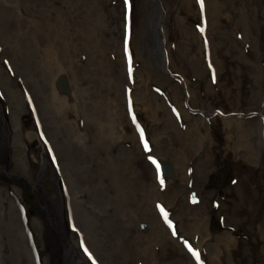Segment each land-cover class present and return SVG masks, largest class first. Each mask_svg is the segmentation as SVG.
<instances>
[{"label": "rangeland", "instance_id": "1", "mask_svg": "<svg viewBox=\"0 0 264 264\" xmlns=\"http://www.w3.org/2000/svg\"><path fill=\"white\" fill-rule=\"evenodd\" d=\"M146 1L147 4L152 3L154 17H157L159 7L155 0H127L126 7L122 0H0V127L3 129L4 153L8 161L3 171L0 166V176L20 188V201L31 216L43 220L46 215L50 217L54 210L53 205L49 207L41 202V189L47 200L50 199L57 207L60 204L62 226L68 231V218H71L75 236L72 245L71 232H66L70 247L68 257H71V252L73 254L70 264H76V259L81 256L86 262L80 264H143L146 254L155 258L157 264H162V256L166 260L164 264H190V261L204 264V259L214 264L212 257L215 254L214 242L212 246L209 243L200 244L186 232L180 235L181 248L165 242L164 238L147 235L146 225L141 222L144 218L137 217L128 205L121 206L119 199L113 201L115 197L111 198L113 188L109 177L100 170L102 158L91 149H82L71 143L74 131L80 136L75 137H84L85 143L93 147L97 132L102 129L101 123L111 122L113 130L127 133L125 140L116 145V150L124 162L129 159L133 163L134 173L130 178L148 181L151 178L149 167H152L156 181L164 182L166 177L171 184L167 191L177 190L179 180L174 169L184 164V160L177 158L185 155V161H189L199 137L196 131H186L197 130L195 124L198 121L190 117L199 114L187 109L182 102L185 89L178 79L180 74L193 96L187 101L189 107L206 111L215 109L226 114L234 109V114H244V117L235 116L237 122L233 130H237L242 138L236 146L244 144L247 137L253 160L256 144H264V119L260 115L264 99V9L261 6L255 8L254 0H217L216 9L219 11L216 19L208 23L210 37L206 38L204 8L201 10L198 2L196 5L197 0H193L192 13L187 10L185 0H159L165 45L169 52L167 64L171 71L165 79L160 73L158 76V65H153L145 51L148 36L142 31L148 16L143 7ZM198 7L201 11L199 16ZM239 11L240 16L237 14ZM125 12L129 14L127 19L124 18ZM130 37L136 50V66L132 64L128 46ZM210 41L220 60L217 82L221 86L225 82L230 92L227 96L219 87H216L219 90L215 95L211 94L210 88L206 87L208 74L197 72L188 59L197 52L198 45L206 48L208 55ZM206 61L212 77V65L208 59ZM28 68L36 74L44 71L48 76L44 92L53 113L49 131L58 125L64 133L54 132L51 137L44 128L46 126L36 107L34 93L27 83ZM66 71H70L72 76L68 77ZM69 79H72L74 91H82L87 96V103L66 92ZM134 79L139 82V89L134 91L135 97L131 93ZM180 106L187 113L181 112ZM103 110L108 115L106 119L102 118ZM15 117L25 131L23 140L32 169L30 176L16 163L17 153L12 158L11 119ZM133 130L137 141L131 147L129 136ZM151 130H163L169 135L170 143L162 150V161L151 152ZM207 130L211 132L215 145H211L210 149L217 154L199 169L203 180L209 184L199 194L191 193L189 196H193L192 199L185 202L180 199V222L187 226L193 219V211L187 210L188 204L200 203L199 206L207 211L206 229L216 236L225 228L235 240L231 259L236 264H264V241L258 232L259 217L264 211V172L245 160L230 154L224 156V128L218 113L212 112ZM202 136L206 137L204 133ZM145 141L148 149H145ZM55 145L77 152L65 171L62 169L77 189L75 194L80 200L77 212L87 216L84 212H98L103 208L110 213L112 209L113 224L116 225L121 216L131 218L133 241L124 239L120 244L118 237L124 234L119 235L116 230L113 233L106 227L98 228L97 232L103 239L96 247L102 254L96 252L100 257L94 254L91 238L87 236L89 224L85 227L79 224L75 216L72 219V213L66 210L64 178L60 177L62 170L55 163V159L58 162ZM101 145L98 141L97 147ZM149 156L156 164L148 159ZM38 175L40 179H37ZM17 176L23 179L22 185L14 179ZM95 187L101 189L103 198L92 193ZM107 206L111 209L107 210ZM161 207L168 214V221L175 223L163 201L155 203L160 219L171 225L165 220ZM246 208H250L249 213ZM170 228L169 234L175 238L177 231L174 227ZM185 241L199 253V259L189 251ZM7 243L11 246L6 247ZM12 243L11 238L7 240L0 229V264H14V257L20 254V247L12 246ZM43 243L46 251L51 252L46 238ZM53 251L56 252L54 247ZM40 258L33 234L25 224V261L21 264H41Z\"/></svg>", "mask_w": 264, "mask_h": 264}, {"label": "bare ground", "instance_id": "2", "mask_svg": "<svg viewBox=\"0 0 264 264\" xmlns=\"http://www.w3.org/2000/svg\"><path fill=\"white\" fill-rule=\"evenodd\" d=\"M196 5H197V1ZM255 8L257 6H261L264 9V0H254ZM194 3L193 0H185V6L187 10H191L192 4ZM217 0H204V16L206 17L207 22V29L206 35L207 38L209 35L210 27L208 28V23L212 20L216 19V13L219 11L217 10ZM258 4V5H257ZM160 6V5H159ZM145 12H148L147 20L145 23V27L143 28V34L148 36L146 41V54L149 60L153 63L154 66L158 65L156 68V72H158V76L165 79L167 75L171 74L170 68L167 64L169 60V52L167 51L165 45V30L161 22H157V17H154L153 12V5L152 3H148L147 1L143 5ZM199 11V7L197 10V15H201ZM192 13V10H191ZM151 14V15H150ZM239 16L241 12L237 13ZM203 16V17H204ZM200 25V24H199ZM200 35V34H199ZM210 37V35H209ZM165 45V47H164ZM211 45V47H210ZM129 49L132 53V64L136 66V50L134 48V43L132 37L129 39L128 43ZM166 48V49H165ZM206 48L198 45L197 52L189 56L191 65L197 72L201 71L204 74H208V82L206 83V87L210 88L211 94H216L219 90H216V87H219L221 90L224 91V94L227 96L229 95V88L226 87L225 82L222 83V86L217 81L218 73L220 71L219 62L216 55V50L212 48L211 41ZM206 59L209 60L210 64L213 68L212 77L211 76V68L208 67ZM264 69V67H263ZM162 70V71H161ZM210 71V72H209ZM68 77L72 76L70 71H66ZM160 73V74H159ZM25 77V72L23 73ZM213 76L214 79L213 80ZM178 78L181 80L182 88L185 89V95L183 101L187 106V109L197 110L199 115L197 117H190L191 119H195L198 121L195 124V129L197 130H186L189 132L196 131L198 137L197 146H193L195 152L191 154L189 161H185L186 156L183 155L181 158H177V160H184V164L181 167H176L174 169L175 176H178L177 190L172 189L167 191V188L171 184L169 180L164 177V182L156 181L155 179V172L152 167H149V171L151 174V178L148 181H143L141 179H134L132 180L130 176L134 173V165L129 160L126 159L125 162L121 159L120 155L117 153L116 145L119 144L121 141L125 140L127 133L124 130H113L111 122L108 123H101L102 129L97 132L96 143L92 147L85 143V138L76 135L74 131L71 143L77 146H81L82 149H91L96 155L102 158L103 163L100 170L106 173L109 177L110 186L113 188V195L111 198L115 197L113 201L119 199V203L121 206L128 205L131 210H133L137 217L144 218L141 222H144L146 225V233L147 235H155L157 237L164 238L165 242L174 243L176 246L181 248L180 243V235L182 233L189 234L192 238L195 239V242H199L200 244H207L210 245L214 242L215 247V254L212 257V262L214 264H236L231 259V252L233 247L235 246V240L233 239L232 235L229 232L225 231V228L217 234L216 236L212 235L206 229V221H207V211L204 207H200V203L190 205L188 204L187 210L193 211V219L192 221L186 226L180 222L181 215V201L183 202L186 200H190L193 198L190 197L191 193L199 194L202 189L207 188L209 184L207 181L203 180L202 174L200 172L199 167H201L205 162L209 163L211 158H215L217 152L210 149V146L214 145L213 136L211 132L207 130L208 128V119L215 109L204 110V109H197L195 106L192 108L187 105V101L192 100V94L188 91L186 81L183 79L182 75H178ZM26 79L28 86L32 90L35 96V104L41 113L43 118V122L46 127H44L49 135L52 137L54 132L64 133L63 128L58 125H55L52 131L50 130V122L53 117L51 105L48 99H45V92H44V82H47L48 76L44 71L36 74L33 70L31 71L30 68L27 69ZM72 79H69L68 82V89L66 92L71 93L76 98L80 99L83 103H87V96H84L82 91H74L71 85ZM137 84V85H136ZM134 86H136L135 89ZM139 89V82L137 83L134 79V83L132 84V94L135 97L134 91ZM59 90V89H58ZM262 96L264 98V91L262 92ZM87 98V99H86ZM181 105V104H180ZM181 112H186L185 108L180 106ZM258 111V109H255ZM232 114H226V116L222 117L223 128H224V137L222 143V151L224 156L232 155L233 157H237L242 161L245 160L247 163L254 165L255 167L259 168L264 172V144H256V155L254 156V160L252 159L251 154V144L249 143V139L246 137L244 138V144L240 146H236V143L241 140L242 138L238 136L237 130L235 129V123L237 119V113L234 114V109H230ZM229 113V112H227ZM261 116L264 119V105H262V109L260 111ZM101 116V115H100ZM241 116V115H238ZM102 118H108V115L105 110H103ZM172 118V117H171ZM173 119V118H172ZM174 120V119H173ZM67 130H71L67 128ZM11 131H12V138H11V151L12 158H14L15 153H17L16 163L20 165V169L25 171L27 176H30L32 173V169L28 164V154L26 152V147L24 143V136L25 131L22 130L20 121L17 117L11 119ZM148 131V130H147ZM152 136H149L151 143L153 144V151L155 155L159 157L162 161V150L165 147H168L169 135L165 133L163 130H151ZM199 133V134H198ZM202 133L205 134L206 137L202 136ZM149 134V133H148ZM78 136V137H75ZM75 137V142L73 143V138ZM130 137V145L131 147L135 146L137 141V135L133 130V133L129 136ZM3 135L0 131V166L6 167L8 166V161L6 155L4 153L3 148ZM100 141L102 145L97 147V142ZM24 144V149H23ZM55 154L57 156L59 168L65 171V168L68 166L69 161L76 156L75 150H68L66 147H59L55 145ZM139 151V149H137ZM211 150V152H210ZM43 156V155H42ZM62 170V174L60 177L64 178V201L66 210L72 213L77 219V222L82 224L84 227L85 225L89 224V230L87 236L91 238L90 245L94 254L97 253L101 255L102 253L98 250L96 245L103 239V236L98 234V228H108L113 233L116 232L121 235L118 237L119 243L122 244L124 239H129L131 241L132 237L130 234L131 229V218L127 216H121L122 218L119 220L118 225L113 224V215L112 209L107 206V210H110V213L105 211L103 208H100L98 212H84L87 216L83 215L81 212H77L79 209L80 200L77 199L78 195L75 194L77 191L76 187L74 186L73 180L70 176L65 174ZM209 170L212 168L209 167ZM171 172V171H170ZM53 175L55 173L53 172ZM172 175V173H171ZM204 176V175H203ZM20 185L23 184L22 178H14ZM14 181V180H13ZM14 181V182H16ZM38 183V182H37ZM223 182L221 183V186ZM220 186V187H221ZM20 188L14 184H9L5 181L4 177L0 176V229L2 233L5 235L7 240H12V246L17 245L19 255H16L13 259L14 264H21V261H25V224L28 227L34 237L35 246L40 250L41 253V264H70L68 263V253L66 250V243L62 235H57V237H52L49 240V244L56 249V252L51 251L47 252L43 243V239L45 240V234H47L45 224L41 218L34 217L29 215L26 210L24 204L21 203L20 197ZM220 192V189H218ZM92 193L99 198H103L101 189L99 187H95L92 190ZM136 200L134 201L133 198ZM54 199V197L52 196ZM197 198V197H196ZM198 199V198H197ZM41 202L43 204L52 203L51 200H47L43 194H41ZM163 201L166 203V207L170 211V218L175 220V223L172 220L171 225H166L158 216L155 210V203ZM200 201V200H199ZM195 210V212H194ZM247 213L250 212V208L247 209ZM51 220H54L56 223L59 224L60 220H58V215L56 213L50 216ZM71 219V218H70ZM72 223V220H71ZM140 221L137 223L136 230L138 231V226ZM174 227V231H177L176 237L173 238L170 236L169 232H171V228ZM69 237L72 240V245L74 242L75 236L73 235L72 229L70 228ZM186 232V233H185ZM258 232L260 233L261 239L264 241V211H262L259 221H258ZM74 237V238H73ZM6 242V240L4 239ZM264 243V242H263ZM195 244V243H194ZM6 245V244H5ZM11 245L7 243L6 247H10ZM212 246V245H211ZM97 252V253H96ZM57 254L59 258H57ZM97 254V255H98ZM98 255V257H100ZM144 255V254H143ZM165 259L162 256L160 258V262L162 264L165 263ZM86 262L83 257L76 259L75 263L80 264ZM143 264H157V260L148 254L144 255L143 257ZM190 264H195L194 262L190 261ZM204 264H209L207 261Z\"/></svg>", "mask_w": 264, "mask_h": 264}, {"label": "snow or ice", "instance_id": "3", "mask_svg": "<svg viewBox=\"0 0 264 264\" xmlns=\"http://www.w3.org/2000/svg\"><path fill=\"white\" fill-rule=\"evenodd\" d=\"M126 2H127V0H126ZM197 2H198L199 5H200V9L203 10V8H204V0H197ZM141 139H143V130H141ZM145 149H148V144H147L146 141H145ZM148 159H149L150 161H152V163L156 164V161L153 159V157L149 156ZM158 168H159V165L157 164V169H158ZM161 183H163V180H161ZM160 210H161L162 213H164L165 220L168 221V214L164 211V209H163L162 207H161ZM168 223L171 224V221H168ZM185 244L188 246L189 251H192L193 255H194L197 259H199V253L195 252V251L192 249L191 245H188V244H187V241H185ZM86 251H87V250H86ZM89 257L91 258V254H90V253H89Z\"/></svg>", "mask_w": 264, "mask_h": 264}]
</instances>
